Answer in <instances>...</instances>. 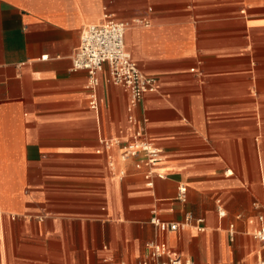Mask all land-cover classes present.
I'll list each match as a JSON object with an SVG mask.
<instances>
[{"label":"crops","instance_id":"crops-1","mask_svg":"<svg viewBox=\"0 0 264 264\" xmlns=\"http://www.w3.org/2000/svg\"><path fill=\"white\" fill-rule=\"evenodd\" d=\"M107 17L131 23L125 48L156 79L133 110L162 149L151 187L120 158L126 91L105 65L92 109L72 69L82 27ZM262 202L264 0H0V264H138L158 240L194 264H254ZM151 213L191 218L162 233Z\"/></svg>","mask_w":264,"mask_h":264},{"label":"built area","instance_id":"built-area-1","mask_svg":"<svg viewBox=\"0 0 264 264\" xmlns=\"http://www.w3.org/2000/svg\"><path fill=\"white\" fill-rule=\"evenodd\" d=\"M135 22L140 23V21ZM129 26H131L130 22L115 21L108 17L103 22L84 25L80 31L79 44L72 56V69L86 71L92 109H97L98 73L105 65L108 71V81L121 86L126 91L128 95L127 119L136 128L132 138L120 146V158L125 161L137 158L134 167L142 171L146 185L151 187L152 176L156 173L155 169L163 158L162 149L144 139V130L138 125L133 110L141 102L145 93L156 91L157 83L155 78L142 74L125 48L124 36ZM103 144L109 146L119 144V139L106 140ZM185 193L186 187L180 185L177 199L185 201ZM256 207L259 209L257 216L259 225L252 234L255 239L264 244V202ZM219 213L222 214V212ZM190 218L191 216L187 214L182 223L170 222L161 220L155 213H151L149 222L164 233L183 229L189 224ZM145 247L146 251L138 259V264H194L190 258L183 256L164 240L148 242ZM104 261L107 264H126L124 261L110 259H104ZM254 264H264V259Z\"/></svg>","mask_w":264,"mask_h":264}]
</instances>
